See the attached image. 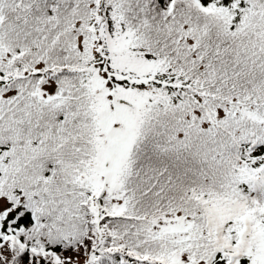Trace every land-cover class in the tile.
Instances as JSON below:
<instances>
[{
    "label": "snow or ice",
    "instance_id": "6c2138e0",
    "mask_svg": "<svg viewBox=\"0 0 264 264\" xmlns=\"http://www.w3.org/2000/svg\"><path fill=\"white\" fill-rule=\"evenodd\" d=\"M0 264H264V0H0Z\"/></svg>",
    "mask_w": 264,
    "mask_h": 264
}]
</instances>
